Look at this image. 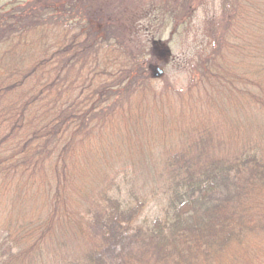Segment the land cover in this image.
I'll use <instances>...</instances> for the list:
<instances>
[{"label": "trees", "instance_id": "16d2710c", "mask_svg": "<svg viewBox=\"0 0 264 264\" xmlns=\"http://www.w3.org/2000/svg\"><path fill=\"white\" fill-rule=\"evenodd\" d=\"M257 2L263 15H246ZM220 3L203 30L207 51L197 52V75L170 98L151 87L130 33L141 17L157 42V22L171 29L169 40L181 39L197 0H0V208L25 196L50 203L43 234L21 218L3 220L0 247L14 240L16 258L41 251L53 228L64 230V195L88 197L78 176L85 154H99L100 132L117 123L135 128L167 104L175 114L169 124L161 114L157 124L180 133L185 149L167 164L162 215L142 221L143 202L100 194L77 219L89 253L54 264H264V150L252 140L231 148L255 124L264 143L257 121L264 114V0ZM245 21L256 28L245 32Z\"/></svg>", "mask_w": 264, "mask_h": 264}, {"label": "rangeland", "instance_id": "374dc122", "mask_svg": "<svg viewBox=\"0 0 264 264\" xmlns=\"http://www.w3.org/2000/svg\"><path fill=\"white\" fill-rule=\"evenodd\" d=\"M197 2L199 4L192 19L180 30L185 34L181 39L169 40L171 29H166L160 22H157L153 31L163 32L162 42H157L153 35L151 36L145 31L141 17L137 19L136 28L133 26L130 33L129 44L131 48H134L136 53L147 61L146 68L150 74L151 87L158 93L167 89L170 98L175 96L174 93L176 92L182 94L191 84L190 80L193 75H197L194 69L198 64L197 52L204 54L207 51L204 49L206 45L205 35H203L204 27L209 24L214 15L221 13L220 0H197ZM139 4L143 8L144 1L139 2ZM256 5L257 11H250L246 15H263L262 3L257 2ZM256 24L258 28V17ZM94 26L98 30V26ZM253 26L255 25L245 21V32H251ZM149 39L151 43L148 42ZM128 42L125 40V43ZM145 43H149V45L147 46ZM149 47H152L149 51L150 55L154 57L152 63H149L151 56H143L144 51ZM263 49L264 47L262 51ZM139 51L142 53H138ZM259 66L260 68L264 67V59L260 61ZM262 76V89L259 92L263 93L264 98L263 73ZM167 99L169 100V98ZM166 105L164 104L160 113H152V119L138 120L142 123L137 124L135 128H129L125 124L117 125V123L108 130L100 132L96 138L100 152L97 155L94 149L93 153L87 152L85 154L84 161L87 163V168L83 171V175L78 176L77 185H81V191L88 195L86 201L80 193L69 190L68 192H73L72 196L75 199H81L70 202L68 196L64 195L69 204L64 216L66 220L64 230H59L57 227L53 228L49 237L41 243V251L37 248L31 252L30 256L26 257L16 258L15 255H19L20 248L17 249L18 246L13 243L14 240L3 242L0 247V264H54L59 257L72 261L76 258L81 262L86 253H89L90 246H86L84 240L78 236L79 223L77 219L100 194H111L120 201H128V204L136 201L143 202V212L140 217L142 221L149 222L161 216L162 208L169 195L170 172L167 164L171 162L173 155L182 154L185 149V138L180 133H172L168 127L161 123H159L160 126L157 124L161 114V119L167 124L171 122L172 116L175 114L173 111H167ZM248 112V110L244 112L245 115H248ZM237 118L239 121L241 120L240 124L245 121L243 118H239V114ZM257 121L261 122L258 127L259 131H262L264 114H260ZM256 126L257 124L255 127L252 125L251 128H248L249 131L245 132L242 143L240 144V141L235 142L231 148L234 146V148L239 149L245 143L257 142L263 152L264 143L256 138L257 135L254 132L257 129ZM229 129L231 130V126L228 125L226 130ZM24 198L19 201L18 205L15 204L9 210L0 208L1 226L3 220L16 221L21 218L26 221L25 223L31 222V228L39 230L43 234V228L39 226L50 223L49 218H47L50 206L47 196L36 195L32 198H26V196ZM56 223L63 224L61 222ZM2 229L0 241H4L6 238L3 226ZM36 237L34 234L32 239L35 240Z\"/></svg>", "mask_w": 264, "mask_h": 264}]
</instances>
